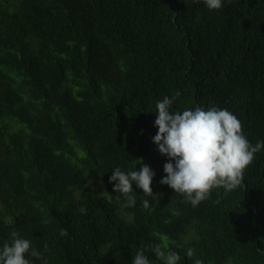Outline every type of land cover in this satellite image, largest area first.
<instances>
[{"label": "trees", "instance_id": "16d2710c", "mask_svg": "<svg viewBox=\"0 0 264 264\" xmlns=\"http://www.w3.org/2000/svg\"><path fill=\"white\" fill-rule=\"evenodd\" d=\"M176 91L172 111L228 109L264 141V0H0V247L16 230L34 264H131L141 243L178 264H264V149L241 187L196 207L159 183L155 103ZM137 158L160 195L133 182L125 207L109 177Z\"/></svg>", "mask_w": 264, "mask_h": 264}, {"label": "clouds", "instance_id": "9594fccd", "mask_svg": "<svg viewBox=\"0 0 264 264\" xmlns=\"http://www.w3.org/2000/svg\"><path fill=\"white\" fill-rule=\"evenodd\" d=\"M198 2L199 0H184L185 4ZM203 3L209 10L224 7V0H203ZM180 95L176 91L171 98L164 96L155 103L154 126L157 127V132L152 141L158 152L168 158L163 164L166 175L159 183L181 194L185 202L196 207L209 199L213 189L222 188L227 193L241 187L244 174L253 164L256 153L264 149V141L251 144L244 135L242 122L228 109L211 105L207 109L195 106L183 111H172L173 102ZM137 159L141 164L139 171L125 172L116 167L109 177L110 182H116L113 184V191L119 193L117 199L123 197L125 207L136 205L133 182L137 188L142 189L144 196L157 198L158 202L160 195L154 194L151 187L155 172L142 163L143 158ZM142 206L149 209V201L143 200ZM79 212L86 214L87 209L81 206ZM67 235V229L62 228L60 236ZM168 243L175 244V241ZM167 247V244L141 243L131 264H153L146 253H154L163 264H178L180 255L175 251H166ZM44 250H48L47 244L44 245ZM194 255L193 249L186 251L188 258L191 259ZM35 259H42V253L32 246L29 239L12 230L10 240L0 247V264H34ZM194 264H203V261L197 258Z\"/></svg>", "mask_w": 264, "mask_h": 264}, {"label": "rangeland", "instance_id": "374dc122", "mask_svg": "<svg viewBox=\"0 0 264 264\" xmlns=\"http://www.w3.org/2000/svg\"><path fill=\"white\" fill-rule=\"evenodd\" d=\"M88 180V184L96 191H100L101 188L99 186V182L96 178L92 177V176H88L87 177Z\"/></svg>", "mask_w": 264, "mask_h": 264}]
</instances>
